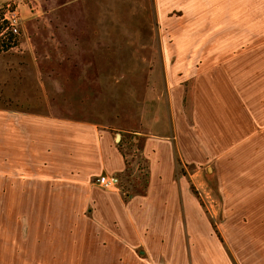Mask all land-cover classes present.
Instances as JSON below:
<instances>
[{
    "label": "crops",
    "instance_id": "0c3cea01",
    "mask_svg": "<svg viewBox=\"0 0 264 264\" xmlns=\"http://www.w3.org/2000/svg\"><path fill=\"white\" fill-rule=\"evenodd\" d=\"M79 2L52 0L65 12L24 19L14 75L0 65V264H231L225 248L236 264L264 262V44L232 57L214 48L179 80L163 33L137 31L131 37L147 41L130 42L131 53L147 56L133 68L154 64L158 75L125 84L142 86V108L157 103L140 126L128 105L120 116L47 100L34 109L25 96L36 85H119L72 73L93 69L84 56L102 44L94 33L82 38L80 15L68 13ZM103 173L122 185L96 184ZM28 198L41 204L23 207Z\"/></svg>",
    "mask_w": 264,
    "mask_h": 264
},
{
    "label": "rangeland",
    "instance_id": "374dc122",
    "mask_svg": "<svg viewBox=\"0 0 264 264\" xmlns=\"http://www.w3.org/2000/svg\"><path fill=\"white\" fill-rule=\"evenodd\" d=\"M51 1L0 0V25H3V29L7 25L3 20V15L8 8L16 9L20 17L19 33L13 35V40L17 44L6 52H0V65L5 63L10 65V75H14L12 69L14 63L18 61L16 57L19 58V54L22 53L21 42L26 34L24 19H28L31 15L43 17L47 13L58 16L65 12L58 6L54 9L55 6L51 5ZM68 13L80 15L83 26L82 38H87V35L94 33L96 36H101L98 39L102 42L98 48L84 56L85 61L93 65L94 68L76 69L72 73L77 77L80 75L83 83H88L91 79L101 76L116 78L119 85L104 87L105 89L93 86H71V92L61 91V85L54 86V92H50V87H46L47 91L44 87L36 85V93L32 95L27 93L25 96L28 98L27 105H31L34 109H42L47 100V104L55 108L69 107L79 110L93 106L101 111H113V114L119 116L124 113V108L128 105L132 109L130 115L136 116L134 117L135 127L140 126V121L145 119L142 118V115L151 113L149 111L155 112L152 105H157V103L152 101L147 103L148 109L146 106L142 108V103H145L140 95L142 86L132 87L125 86V84L129 81L141 84L142 79L152 81L158 75L152 70L154 64L150 66V69L143 71L136 67L133 68L135 58L140 62L141 58L147 55L141 54L140 47L135 49L139 53L132 54V46L137 40H147L140 36L133 38L131 37L132 33L137 31L155 34L162 32L164 37L160 41L166 48L167 64L171 65V75L175 72L176 78L179 80L191 75L195 66L202 65L203 60L207 61L209 57H214L212 54L214 48L235 51L236 53L226 55L232 57L238 55L237 52L245 47L251 49L257 43L258 45L264 44V0H160V6L157 5L156 0H81L76 3L75 7H71ZM109 34L112 35L111 38H109ZM5 35L10 34L6 32ZM158 40L159 38H157ZM130 42L134 44L131 46ZM149 57L152 58L153 55L150 53ZM167 75L170 77V71H167ZM159 76L163 78L161 74ZM56 78L60 79L58 76ZM46 81L49 82L47 79ZM4 82L5 78L0 75L1 92ZM92 88L98 91H92ZM72 91H77L76 95H72ZM142 110H145V113ZM125 145L134 144L130 143V138H127ZM139 169L140 179L144 184L146 166L143 164ZM121 185L120 183L119 186ZM204 199L208 209H217L211 199L210 201ZM40 200L23 199V207L40 205ZM202 202L205 204L204 201ZM214 216L213 221L217 227L222 219L219 218V215ZM28 217L32 216L28 214ZM215 229L221 237V230ZM221 253H227L230 256V263L236 264L226 248ZM261 256H264V251ZM261 263L264 264V262H257V264Z\"/></svg>",
    "mask_w": 264,
    "mask_h": 264
},
{
    "label": "built area",
    "instance_id": "2783aa9c",
    "mask_svg": "<svg viewBox=\"0 0 264 264\" xmlns=\"http://www.w3.org/2000/svg\"><path fill=\"white\" fill-rule=\"evenodd\" d=\"M4 22L7 23L3 31H1L0 36L5 37V33L8 32L12 35H17L19 33V21L20 17L16 9H7L6 13L3 15ZM96 184L107 189L118 188L121 179L116 174L103 173L95 179Z\"/></svg>",
    "mask_w": 264,
    "mask_h": 264
},
{
    "label": "trees",
    "instance_id": "16d2710c",
    "mask_svg": "<svg viewBox=\"0 0 264 264\" xmlns=\"http://www.w3.org/2000/svg\"><path fill=\"white\" fill-rule=\"evenodd\" d=\"M3 29V25H0V33ZM10 34V33H9ZM2 38V39H1ZM14 37L12 34L7 35L5 37L0 36V52L8 51L12 46L16 45L17 43L14 42Z\"/></svg>",
    "mask_w": 264,
    "mask_h": 264
}]
</instances>
